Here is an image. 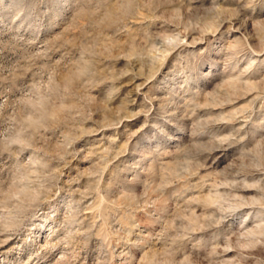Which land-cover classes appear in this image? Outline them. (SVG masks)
I'll return each mask as SVG.
<instances>
[{
	"label": "rangeland",
	"instance_id": "rangeland-1",
	"mask_svg": "<svg viewBox=\"0 0 264 264\" xmlns=\"http://www.w3.org/2000/svg\"><path fill=\"white\" fill-rule=\"evenodd\" d=\"M0 264H264V0H0Z\"/></svg>",
	"mask_w": 264,
	"mask_h": 264
}]
</instances>
